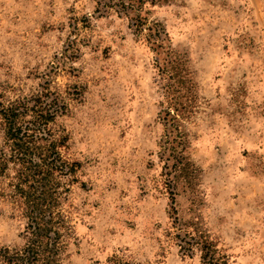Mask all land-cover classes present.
I'll return each mask as SVG.
<instances>
[{"label": "rangeland", "instance_id": "374dc122", "mask_svg": "<svg viewBox=\"0 0 264 264\" xmlns=\"http://www.w3.org/2000/svg\"><path fill=\"white\" fill-rule=\"evenodd\" d=\"M95 9L0 0L2 100L46 82L67 104L60 152L79 166L69 185L55 175L66 186L59 264H203L200 243L185 252L183 238L212 242L229 264H264V0H169L141 12L188 71L182 145L161 120L168 101L149 44L129 18ZM7 181L0 175V246L18 249L25 219Z\"/></svg>", "mask_w": 264, "mask_h": 264}, {"label": "trees", "instance_id": "16d2710c", "mask_svg": "<svg viewBox=\"0 0 264 264\" xmlns=\"http://www.w3.org/2000/svg\"><path fill=\"white\" fill-rule=\"evenodd\" d=\"M94 1L95 11L99 15L113 11L129 18L134 32L141 35L154 52V62L168 101V106L160 113L161 120L174 131L175 136L169 142L182 145L184 133L179 128V118L188 117L192 107L180 101L183 92H190L188 71L172 50L165 47L167 36L161 24L153 23L145 29L146 23L141 15L147 4H162L169 0ZM46 85V82L40 83L36 94L12 101H3L0 96V130L3 133L0 175L8 178L5 184L10 191L8 196L20 207L25 219L23 246L18 249L0 246V264H59L58 256L65 247L66 233L63 236L61 228H67V224L57 206L61 203V193L66 191V186L61 184L60 178L64 177L68 183L66 185H69L74 180L79 162L69 161L60 152V148L66 146L68 136L56 119L67 110V104ZM71 88V93L76 97L80 95L79 86L73 85ZM7 170H11L12 174ZM56 173L62 176L56 177ZM181 241L179 246L185 252L193 248L194 242L200 243L203 264H229L227 255L222 254L212 242L186 238ZM112 264L151 263L114 259Z\"/></svg>", "mask_w": 264, "mask_h": 264}]
</instances>
